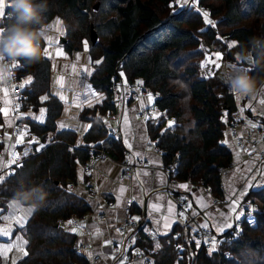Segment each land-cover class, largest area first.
Wrapping results in <instances>:
<instances>
[{
    "label": "trees",
    "instance_id": "1",
    "mask_svg": "<svg viewBox=\"0 0 264 264\" xmlns=\"http://www.w3.org/2000/svg\"><path fill=\"white\" fill-rule=\"evenodd\" d=\"M177 1L48 0L45 26L55 18L62 22L66 40L63 48L67 53L88 47L93 69L89 84L104 95V100L92 110L81 112L80 120L91 125L77 144L75 132L56 130L62 106L49 93V61L43 57L32 66L15 64L11 69L15 80L30 81L22 90L21 111L44 110L42 123L19 120L26 126L28 137L36 138L44 146H32L33 155L15 168L7 182L0 184V222L14 202L18 208L31 210L24 224L13 223L12 227V232H21L27 242L23 244L27 255L12 263L0 254V264H87L84 256L75 254V236L62 224L81 219L91 210L73 192L79 170L101 153L119 164L125 160L118 135L111 136L103 118L117 112L114 86L123 79L128 84L140 85L144 92L149 90L155 98L153 107L159 116L155 122H147L149 139L156 141L163 167L175 164L171 178L180 184L205 188L215 200H222L221 174L232 163L231 152L222 142L223 132L229 126V115L237 110V103L223 82L219 67L208 61L213 52L224 66H247L237 53L249 38L264 37V0H195L194 4L183 6ZM13 23L15 17L9 7L0 20V29ZM91 30L97 37L94 45L90 42ZM228 41L234 47H229ZM41 43L43 48V40ZM208 67L210 73L205 75ZM253 74L264 79L259 70ZM176 80L190 89L187 107L182 101L188 93L173 83ZM2 126L0 114V132ZM21 182L26 187L42 186L47 191L41 208L34 210L14 199ZM244 201L251 206L253 222L242 219L238 228L217 236L214 250L199 248L193 264H264V188L248 193ZM132 212L141 214L135 207ZM13 214L9 212L10 217ZM136 220L132 246L145 252L154 249L140 229L143 219ZM178 232L175 226L170 235L157 240L159 249L151 256L152 264H187L190 247L174 238Z\"/></svg>",
    "mask_w": 264,
    "mask_h": 264
},
{
    "label": "crops",
    "instance_id": "2",
    "mask_svg": "<svg viewBox=\"0 0 264 264\" xmlns=\"http://www.w3.org/2000/svg\"><path fill=\"white\" fill-rule=\"evenodd\" d=\"M194 1L178 0L180 6L188 3L194 4ZM3 5V15L0 16V20L4 16L5 10L10 7L7 0H3ZM57 21L60 20L55 18L46 25L48 33L43 39L42 49L44 53L45 50L49 53L45 54L44 58L49 61L51 69L49 93L62 106L61 115L55 124L56 130L75 132L78 144L91 125L88 121L80 120L81 112L87 109L92 110L94 106L100 105L104 100V95L99 91H94L89 84L93 69L90 65L87 46L84 45L83 49L79 51L67 53L60 42V39L64 38V28L61 21L57 26ZM233 46L234 44H229V47ZM58 50L62 51L63 55H56ZM209 62L213 66L217 65L219 74L222 75L225 67L221 63L219 55L212 52ZM0 63L6 62L0 61ZM9 65L11 69L14 68L11 63ZM28 81L29 79H24L23 85H26ZM124 83L125 81H122L119 85ZM144 94L138 99L124 98L122 91L117 90L115 104L119 116L118 121L106 120L103 116L108 130L117 131L116 134L125 150L123 158L127 159L128 163L134 164L131 176L124 177L123 168L119 163L103 157L92 159L87 171L79 170V179L73 192L83 199L91 210L85 217L79 219L77 224L71 220V223L65 222L62 226L76 238L78 237L79 245L82 248L81 255L87 259V264H90L88 258L96 255L100 257L98 264H123L122 259L113 256V242L120 239V234L115 218V208L106 206L109 201L118 207L122 201L129 200L131 208H137L142 214L137 216L132 212L136 218L138 217V220L143 219L140 229H143L145 233L153 230L157 234L158 241H160L159 238L163 239L170 235L179 223L176 208L164 193L166 178L162 173L161 155L153 147L147 145L150 140L149 123H142L137 115L141 107L153 104L152 95L149 96L146 92ZM235 100L242 123L240 129L238 128L236 131L241 144L235 142L229 126L226 125L222 142L231 152L232 163L221 176L222 200L219 202L215 200L205 188L194 187L187 183L177 187L178 193L187 197L192 210L198 214V222L208 226L216 237L232 228L239 227V221L243 219L245 213L241 202L244 201L248 193L264 188V163L257 164L258 154L264 153V103H262L264 91H260L254 96H235ZM11 103V85L7 80H0V114L3 123L2 133H0L2 145L0 150H3L9 157L15 150L30 143L36 149L42 148V144L38 140L31 137L25 140L23 133L14 136L11 134V129L12 124L18 119H29L37 123L44 122V110L40 109L36 113L22 112L14 118ZM157 117L151 118L149 122H155ZM247 131H249L248 134ZM133 215L132 217H134ZM100 216L105 219L100 221ZM19 217L21 215L16 212L10 217V220H3L7 221L3 229L8 230L10 234L1 235L0 248L5 252L3 256L10 260L18 250L15 247L10 248L8 243L18 235V232H12V227L13 223L22 225ZM90 237L93 238L90 239ZM133 240L134 238L131 237V240H127L128 242L125 241L123 244L131 248ZM17 242L23 249L24 241L18 240ZM12 248H14V252L10 254ZM19 254L21 255V252Z\"/></svg>",
    "mask_w": 264,
    "mask_h": 264
},
{
    "label": "built area",
    "instance_id": "3",
    "mask_svg": "<svg viewBox=\"0 0 264 264\" xmlns=\"http://www.w3.org/2000/svg\"><path fill=\"white\" fill-rule=\"evenodd\" d=\"M210 69L211 68L209 67L204 72V74L208 75L210 73ZM7 82L11 85V110L14 118H16L18 117L19 111L21 110L22 106V87L20 81L15 80L14 77L7 80ZM114 89L122 91L124 98L128 97L138 99L144 94V91L142 90L141 86L135 83L115 85ZM153 99L155 98L153 97ZM158 114V110L152 105L140 108L137 113L138 118L144 123L148 122L153 116H157ZM118 118L119 116L116 112L114 114L108 115L106 117V120L118 121ZM241 126L242 123L239 112L234 111L230 115L229 129L233 138L235 139V142L239 144H241V141L238 139L236 131ZM110 131L111 136L115 137L117 135L116 130ZM21 133H23L25 137L28 136L26 126L19 123L18 120H15V122L12 124L11 134L17 136ZM50 138L51 136H48V140H50ZM147 145L153 147L155 151L158 152V149L156 148V141L150 140L148 141ZM25 152L28 153L27 156L24 155ZM33 153L34 150L31 145L22 146V148H20L19 150H15L9 157H7L6 153L3 150H0V172H3V174L5 175H9L10 173L12 174L15 168H17V165L21 166L24 159L33 155ZM14 157H19V159L13 162ZM98 157L107 158L102 153L96 158ZM262 163H264V153H260L257 156V164ZM4 165H9L10 167H3ZM120 165L123 168L124 177L131 176L134 170V164L128 163L125 160L120 163ZM174 167L175 164L166 165L165 167H162V173L166 178V183L163 189L167 194L168 198L175 206L178 215L179 232L174 235V238L178 239L179 241L184 240L186 244L190 247L186 256V260L187 264H193L196 255L195 252L201 247L211 248L214 244H217V238L210 228L205 225H201L198 222V216L192 210L188 199L182 195H175V188L180 185V183L176 182L171 178V173L173 172ZM87 169H89V164L84 169V171H87ZM226 170H224L222 174ZM106 206L107 208H115V218L118 224V232L120 234V239L118 241L113 242V256L115 258H120V260L122 259L123 264H129L133 262H141L142 264H152L151 256L159 249L157 243V234L153 230H149L146 234L147 240L154 246V249L145 252L140 248H129L123 243L125 241L128 242L127 240L129 236L134 233L137 227V220L131 215V203L129 202V200H124L118 207H115V204L109 201ZM241 207L245 210L244 219L248 220L249 222L253 221L254 218L249 203L242 202ZM104 219V217L100 216V221H103ZM73 223L77 224L78 220H74ZM180 249L178 250L179 254L181 252ZM73 250L77 255H81L82 253V248L79 245L78 238L74 239ZM12 252L13 250H11V253ZM88 259L90 264H98L100 262V257L97 255L94 257H89Z\"/></svg>",
    "mask_w": 264,
    "mask_h": 264
},
{
    "label": "clouds",
    "instance_id": "4",
    "mask_svg": "<svg viewBox=\"0 0 264 264\" xmlns=\"http://www.w3.org/2000/svg\"><path fill=\"white\" fill-rule=\"evenodd\" d=\"M9 5L15 23L7 29H0V61L7 59L12 65L27 66L41 62L45 55L41 42L48 33L44 23L48 0H9ZM237 55L247 66L243 63L225 66L221 78L229 91L237 97L254 96L264 91V79L253 74L257 70L264 73V37L249 38L247 45L240 46ZM13 75L9 63H0V80H9ZM173 83L188 93L182 101L187 107L190 99L188 85L180 80ZM47 197L42 186L26 187L22 182L14 193L16 201L28 204L34 210L41 208Z\"/></svg>",
    "mask_w": 264,
    "mask_h": 264
},
{
    "label": "rangeland",
    "instance_id": "5",
    "mask_svg": "<svg viewBox=\"0 0 264 264\" xmlns=\"http://www.w3.org/2000/svg\"><path fill=\"white\" fill-rule=\"evenodd\" d=\"M238 58V57H237ZM224 65V64H223ZM225 67V66H224ZM207 69H205V71H206ZM121 75H122V73H121ZM123 76V75H122ZM147 93V95H149V96H151V94L149 93V92H146ZM152 98V97H151ZM153 100V99H152ZM152 104V103H151ZM166 126H169V123H166ZM19 206H17V207H13V204H11L10 206H9V208H8V212H6L5 214H3L1 217H2V221L3 220H10V217H9V212H14V213H16V212H18L20 215H21V217H19L20 218V220L22 221L21 223L22 224H24V222L26 221V219L29 217V210L28 209H23V208H18ZM1 211L2 210H0V213H1ZM30 212H31V210H30ZM73 220H76V219H73ZM7 224V221H3L2 223H0V229H3L4 228V226ZM4 230V229H3ZM3 236H5V235H3ZM2 236L0 235V238H1ZM18 240H21V241H24V239H23V237H22V234H21V232H18V235L10 242V243H8L9 245H10V248L11 247H15L16 249H18L17 251H16V254H14V256L12 257V259H11V262L12 263H15L16 261H18V260H20L23 256H24V252H25V250H24V248L22 249L21 247H20V244L17 242ZM216 247V244H214L212 247H211V249H213V248H215ZM2 248H0V254L2 255V257H4L3 256V254L5 255V252L3 251V250H1ZM22 249V250H21ZM19 252H21V255L19 254ZM19 255H20V257H19Z\"/></svg>",
    "mask_w": 264,
    "mask_h": 264
},
{
    "label": "snow or ice",
    "instance_id": "6",
    "mask_svg": "<svg viewBox=\"0 0 264 264\" xmlns=\"http://www.w3.org/2000/svg\"><path fill=\"white\" fill-rule=\"evenodd\" d=\"M3 7H4V5H3V0H0V16H2L3 15V11H2V9H3ZM205 15V17L207 18V13H205L204 14ZM208 23H212L210 20L209 21H207ZM60 21H57L56 22V24H57V26H59L60 25ZM45 54L46 55H48L49 53L47 52V50H45ZM56 55H63V53H62V51H57L56 52ZM14 67H15V65H14ZM30 82V81H29ZM21 87H23V85H21ZM150 99H151V97H149ZM262 103H264V101H262ZM253 126H255V125H253ZM61 127H63V125H61ZM21 139H22V137H21ZM33 143H39L38 141H32ZM41 147H43V145H41ZM25 156H27L28 155V153L27 152H25V154H24ZM17 159H19V157H14L13 158V162H15V160H17ZM20 165H17V167H19ZM3 167H10L9 165H4ZM10 175H11V173L9 174V175H5V174H3V172H0V184H3V183H5V182H7V179H9L10 178ZM18 205L14 202L13 203V207L15 208V207H17ZM29 214H30V210H29ZM19 222V221H18ZM69 223H71V221H69ZM10 233L8 232V230H3V229H0V235H9ZM23 243H27V242H23ZM22 250V249H21ZM24 255H27V252L25 251L24 252Z\"/></svg>",
    "mask_w": 264,
    "mask_h": 264
},
{
    "label": "bare ground",
    "instance_id": "7",
    "mask_svg": "<svg viewBox=\"0 0 264 264\" xmlns=\"http://www.w3.org/2000/svg\"><path fill=\"white\" fill-rule=\"evenodd\" d=\"M177 2H178V1H177ZM188 6H189V5H188ZM191 6H192V5H191ZM179 8H180V7H179ZM186 10H187V9H186ZM170 11H171V10H170ZM196 12H199V11H196ZM205 12H206V11H205ZM198 15H200V14H198ZM201 18H202V17H201ZM203 18H204V17H203ZM207 26H208V25H207ZM216 35H217V34H216ZM218 38H219V37H217V39H218ZM197 40H200V39L197 38ZM229 41H230V40H229ZM229 41H228V43H229ZM236 43H237V42H236ZM196 44H197V43H196ZM229 44H230V43H229ZM91 45H92V44H91ZM237 45H238V44H237ZM202 46L204 47V44H203ZM233 47H234V46H233ZM87 48H88V47H87ZM198 48H199V47H198ZM199 49H201V48H199ZM224 50H225V49H224ZM208 51H209V49H208ZM208 51H207V52H208ZM87 52H88V51H87ZM203 56H204V55H203ZM204 58H205V57H204ZM208 62H209V61H208ZM212 68H213V67H212ZM214 73H215V72H214ZM211 75H213V74H211ZM211 75H210V76H211ZM122 77H123V76H122ZM213 77H214V76H213ZM262 77H263V76H262ZM262 77H261V78H262ZM209 78H210V77H209ZM211 78H212V77H211ZM206 79H208V78H206ZM123 81H124V79H123ZM126 82H127V81H126ZM128 83H129V82H128ZM142 89H143V88H142ZM144 91H145V90H144ZM148 92H149V90H148ZM157 94H158V93H157ZM144 95H145V94H144ZM151 95H152V94H151ZM148 98H149V97H148ZM156 100H157V99H156ZM153 103H154V102H153ZM252 105H253V104H252ZM237 106H238V105H237ZM240 108H241V107H240ZM238 111H239V110H238ZM226 113H227V112H225V115H226ZM162 114H163V113H162ZM223 114H224V113H223ZM248 115H249V113H248ZM229 116H230V115H229ZM223 117H224V116H223ZM259 117H260V116H259ZM263 117H264V116H263ZM223 119H224V118H223ZM221 120H222V119H221ZM229 122H230V121H229ZM142 123H143V122H142ZM249 124H250V123H249ZM260 128H261V127H260ZM239 129H240V128H239ZM244 129H245V128H244ZM253 129H254V128H253ZM258 129H259V128H258ZM229 132H230V131H229ZM248 132H249V131H247V134H248ZM262 132H263V131H262ZM262 132H261V133H262ZM242 134H243V133H242ZM251 134H252V132H251ZM237 135H238V134H237ZM229 136H230V135H229ZM239 136H240V135H239ZM210 138H211V137H210ZM224 138H225V137H224ZM238 138H239V137H238ZM54 140H55V139H54ZM54 140H53V141H54ZM45 141H46V140H45ZM238 147H239V146H238ZM245 148H246V147H245ZM245 148H244V149H245ZM244 149H243V150H244ZM235 150H236V149H235ZM246 152H248V151H246ZM245 154H246V153H245ZM250 159H251V158H250ZM176 161H177V160H176ZM176 165H177V164H176ZM174 168H175V167H174ZM175 169H176V168H175ZM174 173H175V172H174ZM175 175H176V174H175ZM171 176H172V175H171ZM176 178H177V177H176ZM164 193H165V192H164ZM144 195H145V194H144ZM144 195H143V196H144ZM145 196H146V195H145ZM151 197H152V196H151ZM146 198H147V197H146ZM137 216H138V215H137ZM135 217H136V216H135ZM137 218H138V217H137ZM137 218H136V219H137ZM95 224H96V223H95ZM94 228H95V227H94ZM65 229H66V228H65ZM98 229H99V228H98ZM82 231H83V230H82ZM81 233H82V232H81ZM83 233H86V232H83ZM88 234H89V233H88ZM91 235H92V234H91ZM94 235H95V233H94ZM77 238H78V237H77ZM91 238H93V237H90V239H91ZM82 246H83V245H82ZM86 248H87V247H86Z\"/></svg>",
    "mask_w": 264,
    "mask_h": 264
},
{
    "label": "water",
    "instance_id": "8",
    "mask_svg": "<svg viewBox=\"0 0 264 264\" xmlns=\"http://www.w3.org/2000/svg\"><path fill=\"white\" fill-rule=\"evenodd\" d=\"M96 41H97V37H96L95 33L93 32V30H91V32H90V42H91L92 45H94L96 43ZM60 42L62 44H64L66 42V40L64 38H62V39H60Z\"/></svg>",
    "mask_w": 264,
    "mask_h": 264
}]
</instances>
